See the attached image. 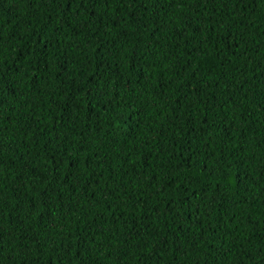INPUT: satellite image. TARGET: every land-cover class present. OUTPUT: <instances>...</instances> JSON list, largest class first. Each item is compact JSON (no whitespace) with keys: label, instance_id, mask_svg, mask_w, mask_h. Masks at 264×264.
<instances>
[{"label":"trees","instance_id":"obj_1","mask_svg":"<svg viewBox=\"0 0 264 264\" xmlns=\"http://www.w3.org/2000/svg\"><path fill=\"white\" fill-rule=\"evenodd\" d=\"M0 264H264V0H0Z\"/></svg>","mask_w":264,"mask_h":264}]
</instances>
